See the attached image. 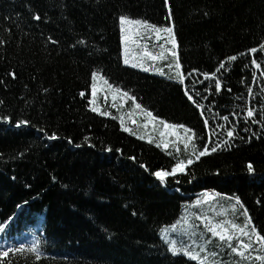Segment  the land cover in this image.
I'll return each instance as SVG.
<instances>
[{
  "label": "trees",
  "instance_id": "obj_1",
  "mask_svg": "<svg viewBox=\"0 0 264 264\" xmlns=\"http://www.w3.org/2000/svg\"><path fill=\"white\" fill-rule=\"evenodd\" d=\"M36 14L40 20L33 18ZM121 15L174 27L186 77L183 83L167 67L174 63L170 55L152 63L163 69L158 76L123 66L117 32ZM140 43L155 54L160 51L154 34H146ZM261 44L264 0H168L167 4L165 0H0V100L4 101L0 104V224L29 241L48 240L57 256L36 261L33 253L24 250L10 253L6 260L10 264H199L183 254L172 255L169 245L161 247L158 242L160 228L186 216L191 227L182 225L176 231L182 236H175L177 247L199 252L204 246L201 255L217 253L209 256L216 264H261L231 253L198 219L207 215L217 222L231 219L242 224L243 209L237 206L233 212L235 201L228 199L239 196L264 234ZM135 47L137 53L144 50ZM253 47L257 53L249 52ZM232 55L237 60L228 61ZM253 59L261 68L251 63ZM221 62L225 67L217 72ZM94 71L134 95L136 103L154 115L194 129L199 150L207 144L217 151L199 161L192 157L195 162L184 174L162 183L153 173L160 168L170 171L176 157L187 159L192 148L184 150L182 143L179 152L172 143L167 150L157 147L162 126L156 122L155 130L153 124L144 127L147 117L134 102L119 97L114 102L100 79L92 105ZM12 72L15 77L9 75ZM212 72L216 77L206 80L204 73ZM217 78L222 85L219 91ZM188 95L203 108H197ZM93 107L111 115H100ZM248 107L256 110L255 117H247ZM20 120L30 123L18 127ZM230 129L235 130L231 138ZM177 131L183 135L182 129ZM53 133L55 139L50 138ZM249 162L254 173L247 171ZM213 191L223 195L195 204L205 192ZM205 240L211 243L205 245Z\"/></svg>",
  "mask_w": 264,
  "mask_h": 264
},
{
  "label": "snow or ice",
  "instance_id": "obj_2",
  "mask_svg": "<svg viewBox=\"0 0 264 264\" xmlns=\"http://www.w3.org/2000/svg\"><path fill=\"white\" fill-rule=\"evenodd\" d=\"M166 4L168 3V0H165ZM168 15L169 17L172 16V9L171 6L168 7ZM35 20H40L41 16L39 14H36L33 17ZM119 24H120V30L122 33V40L124 42V63L130 64L133 63V59L136 60V62L133 64L134 67H144V60L147 58L148 60L155 62L158 60H166L168 59V56L172 58L174 63H169L167 67L169 69H172L175 71V78L178 79L181 83L185 80V73L182 70V65L179 61V56L177 52L178 48V42L176 39L175 31L173 26H167V27H161L156 24L150 23L148 20L144 19H133L130 18L127 15H121L119 17ZM148 33L154 34L155 41L159 44L160 51L158 54L153 53L152 51L148 50L147 44L141 45V40H143L144 36ZM163 34V35H162ZM166 36V39H164L163 43H159L164 37ZM151 37H149L150 39ZM51 40V37H49ZM53 43H56V41H53ZM78 43H83V41H79ZM129 43L132 45H135L137 47L142 46L143 51L139 54L133 53V59L129 58L130 48ZM170 44L171 47H165V45ZM259 51H264V44H261L259 46ZM250 53H257L258 49L256 47H253L249 49ZM243 55V54H241ZM228 61H235L237 60L236 55L228 56ZM252 64L256 66V68H261V65L253 59L251 61ZM225 67V64L223 62L220 63L219 68H217V72L220 71V69H223ZM153 70L151 66L145 68V71H151ZM156 71H159L161 74H164L163 69H156ZM193 72L198 71V69H193ZM192 73H187L188 76H190ZM10 76L15 77L16 73L12 72L9 73ZM205 79H210L216 77V72L212 73H204ZM97 79H100L104 85L107 86V89L112 92V99L115 102L117 97H119L122 101L123 100H131L135 104V109L139 110L141 114L147 117V122L145 123L144 127H147L148 124H153V128L155 130L156 122L159 123L160 126H162L163 131L159 133V136L161 138V142L158 143L157 147H163L165 150L169 148V144L172 143L173 146H175L176 151L179 152L181 149L179 147V143L183 144L184 150H187L189 147L192 148L191 156H189L187 159H181L180 157H176V161L174 164L171 165L170 171L164 168H160L156 170L153 175L162 183H166L167 179L169 177H175L177 174H184L188 168V166L192 165L195 161H199L201 157H204L206 155H209L210 152L214 153L217 151L216 147H212L211 149L207 144L202 146V150H199L194 143V140L196 138V133L194 129L189 128L185 126L184 124H172L169 123L167 120H164L156 115H154L151 111L144 108L140 103H136V97L134 95H131L128 91H124L119 86H114L112 83L109 82V80L103 76L99 71H94L91 73V88H92V100L90 103L92 105L96 104V91H97V85L96 81ZM222 85L220 80L217 78L215 80V89L219 91L221 89ZM47 91V89H45ZM229 91H231L229 89ZM186 94H188L187 88L185 89ZM249 92H251V89H249ZM81 96H84L85 93L82 91L80 93ZM188 98L192 100L194 104H196L197 108H203L202 104H199L196 102V100L193 98L192 95H188ZM4 103L3 100H0V104ZM113 107H117L115 103L112 105ZM92 111L100 112V115H111L110 112L106 111H100L99 108L93 107ZM247 117L253 118L256 116V110L254 108L248 107L247 108ZM129 115H132V113H129ZM203 115V113H201ZM5 120H10V117H4ZM224 120H228L229 118L227 116L223 117ZM257 123H260V121H255ZM30 122L28 120H20L17 122V126L21 125H28ZM120 123L123 126L124 119L120 118ZM135 123V121H133ZM205 125H207L208 121H204ZM261 127L264 128V123H261ZM177 129L183 130V135H181L180 132L177 131ZM43 131V130H41ZM124 131L132 132L133 135L136 133L132 131L131 128H124ZM247 131V129H245ZM235 135V130L230 129L227 131V137L231 138ZM169 136H175V141H169L167 137ZM51 139H55L56 135L53 133L50 137ZM140 139H145V136H140ZM149 143H153V138L151 135L147 137ZM227 145V141L224 142ZM111 151V148L108 149ZM119 151V150H118ZM169 156H172V152H168ZM192 157H195V161ZM132 159H135V157H132ZM142 167H146L145 165H142ZM247 171L249 173H254L255 169L253 167V164L249 162L247 164ZM179 181H177L178 183ZM223 194L221 193H215L213 192H205L203 194V197L201 199H197L195 201L196 205H202L207 202H212L216 199V197H219ZM228 199L234 200L235 203L231 205L232 211H237V206H239L241 209H243L241 215H243L244 220L243 223H236L234 220H220L219 222L215 221L213 217L207 216V215H198V219H200L204 227L207 229V232L211 234L212 237L218 238L222 244H225L230 250L231 253L237 255L240 257L241 260H252L253 258L260 261L261 264H264V255H256L253 257V252H264V234H261L259 230L255 227V225L252 222V217L248 214V209L244 207L241 198L239 196L234 197H228ZM19 207V205L17 206ZM214 210V209H213ZM187 211V209H186ZM223 214H227L226 210H222ZM220 213H218L219 215ZM182 225H189L188 218L186 216L181 217L180 220H178L176 223L167 226L165 228H162L161 235L165 239V241L169 245V251L173 255H179L183 254L187 257H189L191 260L199 261V264H216V261L210 260L209 256L215 257L217 253L212 252L208 255H201V252H205L206 248L204 246H201V249L199 252H193L189 248H180L177 247V243L175 240L169 239V232H176L180 230V227ZM5 230V225L0 224V232H3ZM187 230V229H185ZM247 238V239H245ZM235 241V243H233ZM205 245L211 243V241L205 240ZM256 245L259 247L257 248ZM25 249V245L22 243L19 245V247H8V248H0V264H10V261H7L6 258L9 257L10 253H22ZM27 251L30 253H33L35 255V260L40 261L42 259L41 249H40V242L34 241L30 247L27 248ZM220 264H223L221 261Z\"/></svg>",
  "mask_w": 264,
  "mask_h": 264
},
{
  "label": "rangeland",
  "instance_id": "obj_3",
  "mask_svg": "<svg viewBox=\"0 0 264 264\" xmlns=\"http://www.w3.org/2000/svg\"><path fill=\"white\" fill-rule=\"evenodd\" d=\"M119 32H120V26L118 27V35H119Z\"/></svg>",
  "mask_w": 264,
  "mask_h": 264
},
{
  "label": "bare ground",
  "instance_id": "obj_4",
  "mask_svg": "<svg viewBox=\"0 0 264 264\" xmlns=\"http://www.w3.org/2000/svg\"><path fill=\"white\" fill-rule=\"evenodd\" d=\"M100 111H101V110H100ZM98 112H99V111H98ZM175 161H176V160H175ZM174 163H175V162H174ZM174 163H173V164H174ZM171 165H172V164H171Z\"/></svg>",
  "mask_w": 264,
  "mask_h": 264
}]
</instances>
